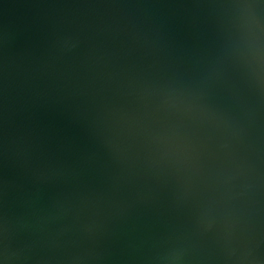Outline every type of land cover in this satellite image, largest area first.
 <instances>
[{"label": "water", "instance_id": "1", "mask_svg": "<svg viewBox=\"0 0 264 264\" xmlns=\"http://www.w3.org/2000/svg\"><path fill=\"white\" fill-rule=\"evenodd\" d=\"M0 264H264V0H0Z\"/></svg>", "mask_w": 264, "mask_h": 264}]
</instances>
